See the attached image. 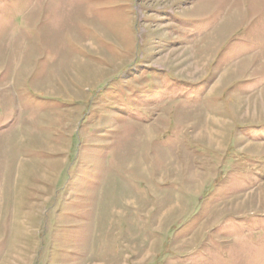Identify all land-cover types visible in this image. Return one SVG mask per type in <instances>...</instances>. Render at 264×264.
Wrapping results in <instances>:
<instances>
[{
	"label": "rangeland",
	"instance_id": "1",
	"mask_svg": "<svg viewBox=\"0 0 264 264\" xmlns=\"http://www.w3.org/2000/svg\"><path fill=\"white\" fill-rule=\"evenodd\" d=\"M0 264H264V0H0Z\"/></svg>",
	"mask_w": 264,
	"mask_h": 264
}]
</instances>
